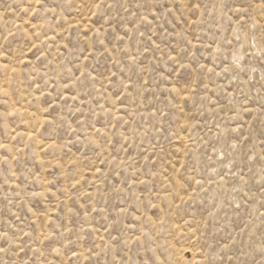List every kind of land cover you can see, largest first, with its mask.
Masks as SVG:
<instances>
[{
  "label": "rangeland",
  "instance_id": "rangeland-1",
  "mask_svg": "<svg viewBox=\"0 0 264 264\" xmlns=\"http://www.w3.org/2000/svg\"><path fill=\"white\" fill-rule=\"evenodd\" d=\"M0 264H264V0H0Z\"/></svg>",
  "mask_w": 264,
  "mask_h": 264
}]
</instances>
